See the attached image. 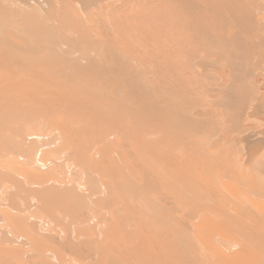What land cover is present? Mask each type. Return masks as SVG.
Here are the masks:
<instances>
[{
  "label": "bare ground",
  "instance_id": "6f19581e",
  "mask_svg": "<svg viewBox=\"0 0 264 264\" xmlns=\"http://www.w3.org/2000/svg\"><path fill=\"white\" fill-rule=\"evenodd\" d=\"M79 1L81 2L82 0ZM157 1V5L160 6L159 11L157 10L156 13H146L147 9L144 8L142 9L144 10L142 11L143 13L141 12L142 14H137H141L140 17L144 18L145 20H143L148 23L154 22V24L158 23L159 27L165 26V29L168 28L166 30H170V27L178 29V35L184 30L192 32H188L186 33L187 35L178 38V35H174L176 30H170L174 34L173 38L171 35L170 38L168 37L169 41L176 37L180 40H171V42H175H168V44L162 42L163 45L160 43L161 46H157V42L151 43V41L157 38L164 40L165 37L163 39L162 36L167 37V34L164 35L163 33L161 35L162 32L160 31L159 34V29H156L157 35H160L156 38V36H153V34H156L155 28H151L150 24H148L147 26L153 30H150L151 36L149 31V33L145 32L150 29L145 26L147 23L144 24L145 22L143 23L141 18L137 19V14L135 19H132L131 16L134 17V15L130 14L131 16L127 15V17L129 16L128 18H131L132 22L137 19L142 21L139 22L144 26H139V23L134 22V28L129 25L131 23L129 19L128 23L121 27L120 35L118 34L119 40H123V43L125 42L120 44L117 36H113L112 32L107 31L108 29L102 28L103 23H100L102 25L99 26L101 33L103 34L104 32L103 35H100L102 37L100 38L99 36V38L96 37L98 40L89 41L93 36L90 35L91 38H88V35L87 37L86 34H83L81 39L83 44H80L86 48L91 47L98 59L95 55H92V57L89 54L90 64L82 63L80 62L81 60L77 61L76 63L81 65H88L85 67L82 65V69L81 66L70 65L72 63L70 60H66L67 57L63 56V53L62 56H60L61 53H56L58 49L56 51L47 50L48 48L46 50L43 49L45 52L40 49L43 53L47 52L45 56L43 55L44 58L41 59L43 62L46 61V64L38 59L40 62H34L37 67L40 66L41 69H46L48 60L51 57L52 60L56 58L53 61L55 65H51L53 63L51 60L49 66L55 67L57 65L60 67V62H64L61 65L64 68H62L63 70L58 71L60 69L56 66V72H43L44 76L41 72V78L36 74L39 72L37 70H31V73L26 72V68L29 69V67L23 62L25 60H19L21 65H25V67L21 66L24 70H18L20 69L19 67L18 69L15 68L14 65L16 64L14 62L16 63L18 60L16 61L13 57L9 58L8 56L10 55L7 53L6 57L10 59L8 60L4 56L3 47V58L5 57L8 61L12 59L14 65L11 62V67H8L6 65L8 61L6 60V63L5 59H0L8 67L5 66L8 69L7 71H10L7 75L1 74L2 72L0 71V167L4 171L0 173V192L4 191L3 198L1 196L2 193H0L1 199H4V202L1 200L3 203L0 204L1 211L2 209L4 211L2 214L4 215V220H2L0 215V229L3 230L1 233L4 232L2 240L0 239L4 244V247H2V244L0 245V264L263 263L261 260V257L264 259L263 251L260 250L263 248L261 245L262 240H259L257 236H264V230L260 228L263 230L262 235L260 229L257 231V228H254L260 225L257 223L258 219L256 218L260 214L256 212L259 211L256 204L259 207L257 202L260 200L257 198L258 201L254 202L256 197L253 198V196L258 194L255 195L249 187L248 191L250 194L252 192L251 196L253 195L251 203L252 206L255 203L254 206L256 208L253 213H257L256 217L254 216L256 219L250 226L255 221L259 224L255 223V226L251 227V231L260 232L258 233L260 235H254V232H252L251 237L249 235L247 237L244 232L246 228L244 231L242 229L249 223L246 222L244 224L245 220H236L239 219L236 218L240 216L239 213L237 216L234 213L235 217L231 215L233 219L236 218L235 220L232 219V221L231 218H228L231 212L229 214V210L227 208L225 210L223 206L226 204L225 202H228L229 205L231 204L230 200L233 202V198H236L233 194L236 189L234 188L233 193L230 190L231 195H229L230 191H228L229 193H227V190L225 192L224 186L220 185L219 180L221 177L220 179L216 177L220 171H214V169H217L216 165H218L222 156L221 154H219V157L218 155L216 156L217 149L215 150V145H212L215 140L211 141V139H218V131L224 123L226 127L229 122H236L234 119L227 118L231 112L227 115L225 113L230 110H224L230 103H237L236 105H238V101L234 99L236 94L235 85L233 80L231 84L226 85L229 81L222 85L220 84V91L223 93L220 98L221 101L217 103L215 98L210 109L205 108L197 100L196 95L199 91L202 92V95L204 92H209L213 84L206 88V84L198 83L197 77L192 75L196 64L191 57L196 52L197 43L202 42L204 51L208 52V57L211 55L209 51H212L214 57H218L221 60L226 59L224 60L225 64H228L232 70L237 71L240 61L231 53L238 51L239 48L237 47L244 42L245 36L243 35L248 30H255L257 25L254 20L256 19L258 22L263 20V18L257 19L258 16L254 14V9L259 1ZM88 2L85 3L87 4ZM126 2L123 1L121 4ZM128 2L130 3V1ZM152 2L154 0H150V5H148H156V1ZM159 2L161 3L159 4ZM210 3H214L221 10L219 8L216 10V6L214 7L215 10H213L209 6ZM95 4L97 3L95 2ZM149 6L148 8H151ZM221 6L225 7L226 10L224 9L225 11L223 10L222 12L223 8ZM198 7L201 8V13L198 12ZM135 8L132 13L137 12ZM153 8L150 10L153 11ZM193 8H197V11H194ZM206 15L210 19L211 16L214 17L213 21L218 19L219 24L223 22L222 20H225L224 23H221V31L225 28V25L227 27L229 20L226 21V19L231 17L230 24L233 26L231 29H235V31L233 30L231 34L229 32L231 29H229V31H226L229 35H222L223 33L221 34L220 32L219 34L221 35H219L217 32L219 27L217 29L214 28L216 27V22H214V26L210 27L209 23L212 20L209 22V18ZM190 23L195 24L196 27L191 26V28L189 26V30H187V27L186 29L183 28L185 25L188 26L187 24L190 25ZM115 26L112 27L116 29L115 31L113 30L114 32L118 30L117 24ZM136 26L138 28L144 27L145 33L143 34L147 33L151 36L150 38L146 36V38H149V40L147 38V41L150 43H146V40L143 41L145 44L141 43L143 45L134 43L136 37L134 38L132 27L136 30ZM28 27L31 26L28 25ZM142 28H139L140 31ZM97 29L99 28L97 27ZM91 30L93 31V29ZM8 31L11 32L13 30L9 29ZM10 32L6 31L4 35L10 34ZM22 32L24 34V31ZM99 32V30L94 29V33L97 36ZM164 32L166 33V31ZM51 33L53 36L55 35L54 32H50L48 35L52 36ZM107 34L111 36L108 37ZM216 34L218 35V40L214 36L213 38L218 42V45L217 47L215 46V50H212L214 48H211L208 40H211L212 35ZM104 35L107 36L105 37ZM8 36L7 40L12 38L11 36L8 38ZM25 37H22L23 41L26 38L28 39V36ZM7 40L4 39L3 41ZM22 40L19 39L18 42ZM30 40L29 42H32ZM8 41L10 42L11 39ZM13 41L10 43L14 44L15 42ZM36 43L38 45L39 42ZM16 44H18L17 41ZM6 45L9 48L13 46L12 44L9 46V43ZM33 45L34 47L31 48V51L35 50L36 44L34 42ZM24 46L20 45L21 48H24ZM26 46L31 45L28 44ZM118 46L121 48L122 46L126 47L128 50L122 51L120 48L117 49ZM13 48L12 50H15ZM26 51L28 52L29 50L26 48ZM41 51L39 55H41ZM35 52L34 54L37 56L39 52ZM184 52L186 53L185 60L183 59ZM16 53H18L16 57H20L23 54L21 51ZM85 53L87 54L88 50ZM227 54L228 60L226 58ZM25 55H27L26 58L28 57V59L32 56L24 53L23 57ZM56 55L63 57L61 60L63 59L64 61H61L60 57ZM49 56L50 58H48ZM34 57H30V59L32 58L36 61L37 57ZM91 57L92 59L95 57L94 61L95 59L97 61L94 62L90 59ZM88 58H85L84 62ZM57 59L60 61H57ZM91 60L93 62H90ZM28 61L33 64L30 60ZM2 62L0 63V68L4 67ZM37 63L40 65H37ZM76 63L75 65H78ZM229 63H233L234 67ZM67 66L71 67V69L69 70ZM88 67L89 69H87ZM49 69L47 68V71ZM68 70L74 72L70 73ZM11 71L15 75L11 76ZM18 71L20 73L23 72L22 75ZM34 71L37 72L35 73ZM24 72L27 75H24ZM213 91L216 92V89ZM236 105L235 107H238ZM219 109L221 110L220 113L223 110L225 111V115L222 113L221 117L218 116L220 118L226 116L223 120H219L216 116V112L220 111ZM236 111L234 112L236 113ZM239 113L242 114V112ZM232 125L231 123L229 124L230 127H233ZM46 126H48L50 133L43 134L44 127L47 130ZM50 126L53 127L54 131L49 129ZM217 127L219 129H216ZM225 127V131L223 128V131H220L224 132V134L229 133L228 128L230 127L227 128L228 132ZM233 128H230V130ZM34 129L37 132L39 131V133H28ZM219 140L216 142L219 143ZM226 140L227 148L223 142V146L220 145L222 146L220 148H226L224 150L228 158L231 152L227 154L226 151H230L231 147L235 146V142H232V140L233 145L232 143L228 145V139ZM210 147L211 149L212 147L214 148L215 154L213 149L211 153ZM233 150L231 151L233 152ZM234 151L237 153V149ZM229 157V159L234 158H231L232 156ZM18 160H20V163ZM21 160L23 161L21 162ZM24 163H26V168ZM18 164L21 165L18 166ZM221 165L224 164L221 163ZM221 165H219L220 168L222 167ZM28 166L31 168H28ZM233 167L235 168V164ZM222 168L220 169L222 172L226 170H224V166ZM230 170L232 172L231 175L233 173L234 175L237 174L235 169L233 171L232 169ZM242 171L244 174V170ZM19 172L22 174L26 173L22 175ZM47 172L50 175L49 177L45 175ZM223 173L225 179H227V174H225L227 172ZM253 173L255 172L253 171ZM248 174L250 177L244 174V178L252 180L254 176L252 177L250 170ZM16 175L21 176V180L25 179L27 181L24 180V183H27L26 186L22 185L24 183L20 179L19 181L22 184L17 181L18 177ZM25 175L26 178L24 177ZM239 175L237 174L236 177L239 178ZM27 176L30 177L31 182L27 180ZM243 176L239 179H242ZM215 177L216 180L219 179V182L215 181ZM231 178L229 179H234V177ZM241 184H243V179ZM213 187L218 190L223 189L225 197H232L233 194V198L229 200L228 197V199L226 198L227 201L226 199L224 200L223 198L225 197L220 195L221 190L220 193L219 191L215 193L217 190L214 191L215 195H213L212 190H215ZM237 187L242 188L240 185ZM216 194L220 195V202L225 201L224 204L220 203V206H223L220 209L221 211L219 208H215L216 205L219 206V203L215 202L217 201L215 198L219 200ZM242 196H239L240 199H238L246 201ZM247 196H249V193ZM213 197L215 201H213ZM237 200L234 201L237 205H234L235 203L233 202L231 206H236L237 208L240 205V201L238 200V202ZM242 201V205L239 207H243V209H245V205H249L247 208L251 207L248 200V202L246 201L247 204L244 202V206ZM225 207H227V204ZM214 208L218 210L214 212ZM259 208H261V204ZM223 209L225 212L228 210V214ZM30 210L35 215L28 216ZM250 211L252 213V208ZM251 215L253 217V214ZM234 221H236L238 230ZM259 222L264 224L260 220ZM15 226L17 229H15ZM12 228L18 231L13 232ZM17 232L22 234L16 235ZM260 239L264 240L263 237ZM15 247L23 251H20L23 253L20 258L18 256L19 251L12 250ZM2 252L4 253L2 254ZM16 254L18 255L14 258Z\"/></svg>",
  "mask_w": 264,
  "mask_h": 264
},
{
  "label": "rangeland",
  "instance_id": "374dc122",
  "mask_svg": "<svg viewBox=\"0 0 264 264\" xmlns=\"http://www.w3.org/2000/svg\"><path fill=\"white\" fill-rule=\"evenodd\" d=\"M88 1H90V2H88ZM98 1V2H97ZM128 2V1H130V3H129V5H128V3L126 2V3H123V4H121L122 2ZM136 1V0H135ZM135 1L134 0H120V2H119V0H82L81 2L79 1V0H0V44L2 45V47H1V45H0V47H1V52H0V56H1V54H2V56H1V58L0 59H2L3 58V55L6 57V54L8 53V55H10V56H8L9 58L11 57H13L17 62L15 63L14 62V64H16V65H14L13 64V61H12V59H11V61H8V60H10L8 57H6L7 59H5V57L2 59V60H4V61H8V63H7V61H6V65H8V67L10 66V63L12 62V65H14V67L15 68H17L18 69V67L20 68V69H18V70H24L21 66H24L25 67V65H21L20 63H19V60H25V61H23L26 65H27V67H29V69L28 68H26L25 70H26V72L27 73H31L33 70H37V71H39V72H37V71H34L39 77H40V75L42 76V74H43V72L44 73H49V72H56V70H55V67L57 66H53L54 67V69H53V67L52 66H49V62L52 60V57H51V59L50 60H48V66H47V68L49 69V67H50V69H51V67H52V69L50 70L49 69V71H47V68L46 69H41V67L40 66H36V63H34V62H40L41 61V59H43L44 58V56H45V54H47V52L46 53H43V52H45L44 50H46L47 48V50H49V49H51L52 51H56L57 49L59 50H57L56 51V53L58 52L59 54H60V56H62L63 54V56H66L67 57V59H66V57H64L66 60H70V62L72 63V64H70V65H74V66H81V68L83 69V67H82V65L80 64V63H76L77 61L79 62V60H81L80 62H82V63H89V58L88 57H90L89 56V54L92 56V55H95L96 57H97V55L92 51V49H91V47H83V45H80V44H83V43H81V39H82V36H83V34L85 35L86 34V36L88 37V38H91V36H93V38L91 39V40H89V41H93V40H95L96 39V37L97 38H99V36L100 35H103L104 34V32H103V34L101 33V28L99 27V26H102V25H100V23H103V27L102 28H105V29H108L107 31H109L113 36H117V38H118V40L120 39L119 38V33L122 31V29H121V27H124V24H127L128 23V21H129V19H130V21L129 22H131V23H129V25H131V26H133L134 28H135V24H134V22H137V23H139L140 25L139 26H141V25H143L142 23H140V22H142L143 21V23L144 24H146L145 26L148 28L149 26H151V28H155L154 30H155V32H156V34H153V36H156V38L158 37V36H160L159 34H160V31L162 32L161 33V35L164 33V35L165 34H167V37L166 36H162L163 37V39H164V37H165V39L167 40H160V39H154V38H152V39H154V41H151V43L153 42V43H155V42H157V46H159L160 45V43L162 44V42H165V43H167L168 44V42H170V43H172V42H175L176 40L178 41V40H180V39H177V37L175 38V39H170V41H169V38H170V35H171V37L173 36V34L175 35V36H177L179 33L177 32V30L174 28H171L170 27V30H176V31H174V33H173V31H170V30H166V29H168V28H164L165 26H161V27H159V24L158 23H155L156 24V26H154L155 24H154V22H147V21H144L145 19L144 18H142V17H140V15L143 13L142 11H144V10H142V9H147L145 12L146 13H156L157 12V10L159 11V6L157 5L158 4V1L157 0H154V2L156 1V5L154 4V5H151V6H149L150 5V0L148 1V0H137L136 1V3L138 4H136L135 3ZM140 1V2H139ZM193 2L195 1L196 2V0H192ZM202 1H204V0H202ZM257 1H259L258 2V5L256 6V8L254 9V14H256L257 16H258V18L257 19H259V18H263V20H261V21H257L255 18V24L257 25L256 27H255V30L253 31V30H248L247 32H246V34L245 35H243V36H245V38H244V42H242L237 48H239L238 49V51L236 52V53H231L234 57H237V59H239V61H240V65L238 66V70L237 71H234V70H232L229 66H228V64L226 65L225 64V62H224V60H226V59H224V60H221L220 58L218 59V57H214L212 54H213V52L212 51H209L210 52V56L208 57L207 56V54H208V52H205L204 51V49H203V46H202V42H198L197 43V45H196V52L194 53V54H192V60H193V62L196 64V67L193 69L194 70V73L192 74V75H195L196 77H197V81H198V83H200V84H206L207 85V87L206 88H208L211 84H213V86L210 88V91L209 92H204V94L202 95V92H200L199 91V93L196 95V97H197V100L200 102V104L201 105H203L205 108H208V109H210V107L212 106V104H213V101H214V99L216 98V100H215V102H220L221 101V97H222V92L220 91L221 89V87L219 86L220 84L222 85V84H224V83H226V81H229L228 83H226V85L227 84H231L232 83V80H233V83H234V85H235V89H236V94H235V97H234V99L235 100H237L238 101V105H236V104H233V103H230V104H228L226 107L227 108H225L224 110H226L227 109V111H229V112H227V113H225L226 115L227 114H229L230 112L232 113H230L229 114V117H227V118H231V119H234V120H236V122L234 121V122H229L228 123V126H226L225 127V123H224V121H223V125L222 126H220V128L222 127L223 128V130H224V127H225V129H226V131L228 132V130H227V128L228 127H230L229 126V124L231 123V124H233L232 126L234 127H230V128H233V129H231L230 130V128H228L229 129V133H226V134H224V132L222 133L221 131H223L222 130V128L221 129H219V127H217L216 129H219V131L221 132V134L223 135V140L221 139V137H222V135L221 134H219L220 132L218 131V139L217 138H212L211 139V141L212 140H215V143H212V145L214 146L215 145V150L217 149V154H216V156L218 155V157H219V154H221V156H222V159L220 160V162H218V165H216L217 167V169H214V171L216 172H221V174H220V172L216 175V177H218L219 179H220V177H221V179L219 180L220 181V185L221 186H224L223 188H224V190H225V192H226V190H227V193H229L228 191H230V190H232V193L234 192V190H235V192L233 193L234 195H235V197L236 198H233V194H232V197H230V196H228L229 197V200H230V198H233V202L235 201V200H237L238 198H239V196H242L244 193L246 194H244V196H242L244 199H246V201L248 200L249 202H250V205H251V207L250 208H247L249 205H245L244 204V202L247 204V202L246 201H244L243 199V206L245 207V209H243V207H239V206H241L242 205V203H241V201L239 202L238 200V202H239V206L236 208V206H231L232 204H233V202H232V200H228L229 202H231V204L229 205L228 204V202H225L224 200L227 198L228 199V197H225L224 196V192H223V189L221 190V189H216L215 187V185H213V186H215V187H213V189L215 188V190H212V193L214 192V191H216L217 190V192H215V193H218V191H219V193L222 191L223 192V195H222V192L220 193V195L221 196H223V197H225V198H223L222 200H223V202L221 201L220 202V200H221V198H220V195H218V194H216V196L217 197H219V200H218V198H215L217 201H215V199H214V197H213V201H215L216 203L218 202L219 204V206H217L216 205V207H215V204H214V207L215 208H219V210L220 209H222V207L224 206V208H225V210H226V208L229 210V214H230V212H231V214L229 215V217L228 218H231V220L233 219V217H235L233 214L234 213H236L235 215L237 216L238 215V213H239V217L237 216L236 218H239V219H236V220H240V221H244L245 220V222H244V224H246V222H248L249 223V225L247 226V225H245L246 227H244L243 229H242V231H244L245 230V228H246V230L244 231L245 232V234H247V237H249L250 235H251V233L252 232H254V231H251L252 229H251V227L254 225L255 226V223H256V221H255V223L252 225V226H250L253 222H254V220L257 218L258 220V222L257 223H259V224H257V225H259L258 227L256 226V227H254L257 231L260 229V228H263V230H264V224H261L260 222H259V220L261 221V222H263L264 223V217H262L261 218V216H264V213H262L263 211H264V6H263V2H264V0L263 1H260V0H257ZM85 2H88L87 4L85 3ZM92 2V3H91ZM95 2L97 3V4H95ZM110 2V3H109ZM145 2V3H144ZM146 2H148V3H146ZM154 2H152V3H154ZM198 2H200V1H198ZM212 2V1H211ZM90 3V4H89ZM94 3V4H93ZM161 2H159V4H160ZM260 3H261V5H260ZM44 4V5H43ZM141 4V5H140ZM143 4V5H142ZM149 4V5H148ZM177 4H179V2H177ZM54 7H53V6ZM88 5V6H87ZM89 5H91L90 7H89ZM96 5V6H95ZM132 5V6H131ZM146 5V6H145ZM173 5H174V3H173ZM214 3L213 4H209V6H210V8H212L213 10H215V8H217L216 10H218V8H219V10H221L220 9V7H217L216 5H214ZM95 6V7H94ZM137 6H139V7H137ZM142 6H144V7H142ZM148 6L149 7H151V8H153V6H154V10H155V6H156V10L154 11H151L150 9L151 8H148ZM158 6V7H157ZM175 6V5H174ZM177 6V5H176ZM200 6V5H199ZM208 6V7H209ZM216 6V7H215ZM136 7V8H135ZM215 7V8H214ZM223 9H222V12H223V10L225 9L226 10V8L225 7H223V6H221ZM259 7L261 8L260 10H259ZM131 8H133V9H131ZM134 8H135V10L137 11V12H135V13H132V10H134ZM128 9H129V11H128ZM131 9V10H130ZM138 9H140V10H138ZM177 10H178V8H176ZM196 9V10H195ZM200 7H198V12H200L201 13V11H200ZM125 10H127L126 12H125ZM193 10L194 11H197V8H193ZM202 10H203V8H202ZM224 10V11H225ZM121 11H123V12H121ZM139 11V12H138ZM228 11H229V9H228ZM120 12V13H119ZM142 12V13H141ZM204 12V11H203ZM209 12V11H208ZM44 13V14H43ZM109 13H110V15H109ZM119 13V14H118ZM125 13V15H123ZM137 13H141L140 15H138ZM230 13H231V11H230ZM111 14H113V15H111ZM116 14H117V16H116ZM130 14H133L134 15V17H132ZM136 14L139 16H137L136 18L138 19H140L141 18V20L142 21H138L137 19L134 21V22H132L131 21V18L132 19H135V16H136ZM205 14V13H204ZM52 15V16H51ZM127 15H130L131 16V18H128L127 17ZM34 16V17H33ZM111 16V17H110ZM124 16V17H123ZM126 16V17H125ZM207 16V15H206ZM261 16V17H260ZM32 17V18H31ZM116 17V18H115ZM119 17L121 18L120 20H119ZM208 18H209V16H207ZM65 18V19H64ZM125 18H127V19H125ZM231 18V17H230ZM230 18L228 19H226V21H228V24H227V27H226V25L223 27L222 26V28H224L222 31H221V23H224V21L225 20H222L223 22H221L220 24H219V20L217 19H215V21H213L214 20V17H212L211 16V19L209 18L208 19V21L210 22L211 20V22L209 23V26L210 27H212V26H214L215 25V23L214 22H216V27H214L215 29H217L218 27H219V29H217V32H218V34H219V32L222 34V35H229V34H227L228 32H226L227 30L229 31V29H231L233 26L230 24ZM64 19V20H63ZM144 19V20H143ZM232 19V18H231ZM31 20V21H30ZM66 20V21H65ZM119 22H118V21ZM127 21V22H126ZM217 21H218V23H217ZM31 22V23H30ZM114 22V23H113ZM126 22V23H125ZM46 23V24H45ZM117 24V31L116 32H114L116 29H114V28H112L113 26L114 27H116L115 25ZM120 23H121V25H120ZM132 23H133V25H132ZM136 23V25H138ZM203 24H205L204 22H202ZM226 23V22H225ZM105 24V25H104ZM148 24H150L149 26H147ZM158 24V25H157ZM214 24V25H213ZM233 24V23H232ZM28 25L29 26H31V27H28ZM153 25V26H152ZM188 26H186L185 25V27H183V28H185L186 29V27H187V30H189L190 29V27L192 26V27H196V25L195 24H191L190 23V25L189 24H187ZM195 25V26H194ZM228 25H229V27H228ZM27 26V27H26ZM144 26V25H143ZM190 26V27H189ZM97 27L99 28V29H97ZM107 27V28H106ZM110 27V28H109ZM130 27V26H129ZM132 27V29H133V32H134V38H135V40H134V43L135 44H137V45H143V44H141V43H144L145 44V42H143L144 40H146L147 41V38H146V36H149V38L152 36V34H151V32H150V30H152L150 27V29L149 30H147V31H145V32H148L149 34H151V36L149 35V34H143V33H145L144 32V27L142 28V27H139L140 29L142 28V30L141 31H143V32H141L140 31V29L137 27V29L135 30L134 28ZM169 27V26H168ZM189 27V28H188ZM191 27V28H192ZM24 30H23V29ZM29 28H31L30 30H29ZM131 28V27H130ZM227 28V29H226ZM9 29H12L13 31H8ZM26 29V30H25ZM27 29H28V31H27ZM47 29V30H46ZM91 29H93V31L91 30ZM94 29H96V30H99L100 32H99V35L97 36V34H95L94 33ZM110 29V30H109ZM156 29L158 30L159 29V34L157 35V31H156ZM160 29H162V30H160ZM226 29V30H225ZM2 30V31H1ZM14 30H16V31H14ZM114 30V31H113ZM225 30V31H224ZM234 31H235V29H233ZM233 30L231 29L229 32L231 33V32H233ZM6 31L7 32H10V34H5L4 35V32L6 33ZM22 31H24V34H23V32ZM153 31V30H152ZM164 31H166V33L164 32ZM168 31H170L169 33H168ZM25 32H26V34H25ZM50 32H54V36H53V34H52V36H49L48 34L50 33ZM96 32V31H95ZM180 32V31H179ZM182 32H183V34H182ZM188 32H192V31H181V34L180 35H178V38H180V36H181V38H182V36L183 35H187L186 33H188ZM13 33H15V34H13ZM75 33V34H74ZM101 33V34H100ZM106 33H108V32H106ZM117 33V34H116ZM22 35V37H25V35H26V37L28 36V39L26 38V40H22L23 38L22 37H20L21 35ZM28 34V35H27ZM94 34V35H93ZM119 34V35H118ZM137 34H138V36H137ZM169 34V35H168ZM221 34H219V35H221ZM232 34V33H231ZM1 35H2V37L4 38V39H6L7 40V36L9 35V36H11L12 38H9V36H8V38L9 39H11V41L10 42H12L13 40V42H15L14 44L13 43H10L8 40V42L7 41H3L4 39L1 37ZM15 36V38H14V36ZM91 35V36H90ZM108 35V34H107ZM107 35H104L105 37L107 36ZM217 35V34H216ZM216 35H212V37H211V40H208V43H210L211 44V48H214V49H212V50H215L216 49V47H217V43L218 42H216L215 41V39L213 38V36L218 40V35H217V37H216ZM30 36H32V37H30ZM36 36V37H35ZM103 36V37H104ZM109 36H111V35H108V37ZM249 36V37H248ZM20 37V38H19ZM30 37V38H29ZM102 36H100V38H101ZM145 37V38H144ZM169 37V38H168ZM24 38V39H25ZM133 38V39H134ZM149 38H148V40H149ZM173 38V37H172ZM2 39V40H1ZM19 39H21L22 41H20V42H18V40ZM30 39H32V40H30ZM40 39V40H39ZM151 39V40H152ZM29 40L30 41H32V42H29ZM35 40V41H34ZM37 40V41H36ZM43 40V41H42ZM96 40H98V39H96ZM136 40H137V42H136ZM161 42H160V41ZM171 40H175V41H172L171 42ZM3 41V42H2ZM16 41H17V43L19 44V46L17 47V45L18 44H16ZM122 41V42H121ZM119 40V43L120 44H124L123 43V40ZM126 41V40H125ZM7 42V43H6ZM23 42H24V44H23ZM28 42V43H27ZM33 42H34V44H36L35 45V50L34 51H36L35 53H37V52H39V53H37V56L34 54V51L32 50L31 51V48L32 47H34V45H33ZM36 42H39L38 43V45H37V43ZM79 42V43H78ZM118 42V41H117ZM3 43V44H2ZM5 43V44H4ZM9 43V46H11L10 44H12L13 46H14V48H13V46L11 47V48H9L8 47V45H6V44H8ZM26 43V44H25ZM40 43H42V44H40ZM146 43H150L149 41H147ZM169 43V44H170ZM31 45V46H26V45ZM20 45L22 46V45H25L24 46V48L22 47H20ZM152 45V44H151ZM163 45V44H162ZM164 45H166V44H164ZM40 46V47H39ZM46 46H48V47H46ZM82 46V48H80ZM156 46V45H155ZM161 46V45H160ZM216 46V47H215ZM3 47H4V49H3ZM28 47H30V48H28ZM39 47V48H38ZM43 47V48H42ZM51 47H53V48H51ZM8 48H9V51H8ZM12 48L13 49H15V50H12ZM20 48V49H19ZM26 48H27V50H29L28 52L26 51ZM118 48H120L122 51L123 50H128V48H126V47H123L122 46V48L121 47H117V49ZM5 51L4 52V54H3V50ZM40 50L42 53H41V55H39L40 54V51H38V50ZM44 49V50H43ZM242 49V50H241ZM260 51H259V50ZM10 50H12V52H10ZM18 50V51H17ZM88 50V53L86 54L85 53V51H87ZM232 50V49H231ZM230 50V51H231ZM20 52L21 51V53H23L22 55H20V57L18 56V57H16V55H18V53H16V52ZM92 51V52H91ZM14 52H15V54H14ZM235 52V51H234ZM10 53H12V54H14L13 56L10 54ZM20 53V54H21ZM24 53L26 54H29L28 56H30V55H32V56H30V57H33V56H35V57H37L36 58V61L35 60H33L32 58V60L30 59V57H29V59H28V57L26 58V56L27 55H25L24 57H23V55H24ZM32 53V54H31ZM49 53V52H48ZM63 53V54H62ZM238 53V54H237ZM34 54V55H33ZM242 54V55H241ZM39 55V56H38ZM44 55V56H43ZM49 55V54H48ZM85 55H88V56H85ZM129 55V54H128ZM185 55H186V53L184 52L183 53V59L185 60ZM231 55V56H232ZM237 55V56H236ZM57 56V55H56ZM55 56V57H56ZM60 56H57V57H60ZM233 56H232V58H233ZM34 57V58H35ZM47 57V56H46ZM93 57V56H92ZM92 57L90 58V59H92ZM226 57V56H225ZM241 57V58H240ZM19 58V59H18ZM48 58H50V56L48 57ZM61 58H63V57H60V60H61ZM71 58V59H70ZM85 58H88L87 59V61H85L84 62V59ZM95 58V57H94ZM94 58L92 59L93 61H94ZM227 60H228V54H227ZM261 58V59H260ZM13 59V60H14ZM38 59H40V61L38 60ZM54 59H56V58H54ZM54 59L52 60V62L54 61ZM83 59V60H82ZM97 59H98V57H97ZM97 59H95V61H97ZM124 59H127V58H124ZM21 60V61H22ZM28 60H30L33 64H30V62L28 61ZM38 60V61H37ZM45 60H47V59H45ZM44 60V61H45ZM59 59H57V61H60ZM86 60V59H85ZM90 61V62H93V61ZM241 60H243V61H241ZM3 61V62H4ZM61 61H64L63 59L61 60ZM94 61V62H95ZM2 61L0 60V63H1ZM2 62V63H3ZM41 62H43V60L41 61ZM46 62V61H45ZM45 62H43V63H45ZM62 62H60V67L59 66H57V67H59V69L60 70H58V68H56L58 71H61V70H63L64 68L63 67H61V65H63V63L61 64ZM66 63H67V61H66ZM66 63H65V66H66ZM74 63V64H73ZM75 63L76 64H78V65H75ZM39 63H37V65H38ZM46 64V63H45ZM54 64V62L53 63H51V65H53ZM56 64H58V63H56ZM68 65H69V63H67ZM90 64V63H89ZM92 64V63H91ZM230 65H232L233 67H234V65H233V63H229ZM2 65V64H1ZM4 63H3V66L5 67L6 66ZM40 65V64H39ZM41 65L44 67V65L41 63ZM55 65V64H54ZM69 65V66H70ZM46 66V65H45ZM64 66V67H65ZM84 67L85 66H88V65H83ZM1 67V66H0ZM0 68V71L2 72L1 74H8L10 71H7L8 69V67L6 68ZM11 67V66H10ZM13 67V68H14ZM68 67V66H67ZM13 68H11V69H13ZM14 68V69H15ZM36 68V69H35ZM63 68V69H62ZM66 68V67H65ZM69 68V70L71 69V67H68ZM75 68V67H74ZM80 68V67H79ZM10 69V70H11ZM13 69V70H14ZM72 69H73V67H72ZM76 69L78 70V68L76 67ZM75 69V70H76ZM87 69H89V67L87 68ZM86 68H85V70H87ZM5 71V72H3V71ZM16 70V69H15ZM30 72H29V71ZM32 70V71H31ZM68 70V71H69ZM74 70V69H73ZM19 72V71H18ZM41 72H42V74H41ZM65 72H67V71H65ZM70 72V71H69ZM72 72H74V71H72L71 70V72L70 73H72ZM20 73V72H19ZM23 73V72H22ZM22 73H20V75H22ZM34 73V74H35ZM69 73V74H70ZM12 75H15V73L14 74H12V71H11V76ZM24 75H27V74H25V72H24ZM43 76H44V74H43ZM24 77H27V76H24ZM41 78V77H40ZM214 89H216V92H214L213 90ZM218 89H219V92H218ZM240 102V103H239ZM243 102H244V104H243ZM241 106H240V105ZM232 105V106H231ZM235 105L236 106H238V107H235ZM219 106H220V104H219ZM230 106V107H229ZM240 106V107H239ZM199 107H202V106H199ZM233 108V109H232ZM234 108H236V109H238L237 111H236V109H234ZM232 109V110H231ZM243 109V110H242ZM220 110V109H219ZM218 110V111H219ZM222 111V113L224 114V112L225 111ZM197 111H198V107H197ZM233 111V112H232ZM234 111H236V113L234 112ZM221 112V110L219 111V112H216V116L218 117V116H222L223 114L222 113H220ZM239 112H242V114H240ZM218 113H220V114H218ZM235 113V114H234ZM238 113V114H237ZM224 114V115H225ZM234 114V116H232ZM220 117H218V119L220 120V119H222L223 120V118H225L226 116H223L222 118H220ZM238 117V118H237ZM240 117V118H239ZM221 120V121H222ZM225 120V119H224ZM228 120V119H227ZM226 120V121H227ZM218 121V120H217ZM221 121H220V123H221ZM225 121V122H226ZM229 121H233V120H229ZM237 123V124H236ZM239 123H241V124H239ZM227 124V123H226ZM238 125V126H237ZM36 127V126H35ZM43 127V126H42ZM47 128V130H45V127H44V129H43V134H45V133H50V131L48 130V126H46ZM236 127V128H235ZM38 128V127H37ZM37 128H35L36 130H37ZM34 129V130H35ZM49 129H52V131H54V129H53V127H51L50 126V128ZM34 130H31V131H27L28 133H35V134H37V133H39V131L37 132L36 130V132L34 131ZM39 130V129H38ZM42 130V129H41ZM45 131V132H44ZM217 131V130H216ZM225 131V130H224ZM216 136H217V134H216ZM225 136V137H224ZM230 136V137H229ZM213 137V136H212ZM244 137V138H243ZM233 138V139H232ZM251 138V139H250ZM217 139V140H216ZM220 139V140H219ZM225 139V140H224ZM226 139H228V145H231V143L232 142H235L234 143V147L237 149V153L234 151V150H236L233 146L231 147V149H230V151L228 150L229 149V147H228V151H226L227 152V154L228 153H230L229 154V156H232L231 158H233V159H229L230 157L228 156V158L226 157V154H225V150H226V148H227V140ZM218 140H219V143H217L218 142ZM233 140V141H232ZM217 141V142H216ZM232 141V142H231ZM222 142H223V144L225 145V147L222 149V148H220V147H222L223 146V144H222ZM230 142V143H229ZM226 143V144H225ZM218 144V145H217ZM220 145H222V146H220ZM232 145H233V143H232ZM216 146H218L217 148H216ZM246 146V147H245ZM214 148L212 147V149L214 150ZM218 148H220V149H218ZM210 149H211V147H210ZM210 150L211 151V153H212V151L213 150ZM225 149V150H224ZM234 149V150H233ZM214 150V151H215ZM220 150V151H219ZM222 150V151H221ZM231 150H233V152L231 151ZM221 152V153H219V152ZM214 154L216 153V151L215 152H213ZM223 153V154H222ZM236 154H237V156H236ZM236 157V158H235ZM238 157V158H237ZM227 158V159H226ZM229 159V160H228ZM242 159V160H241ZM4 160V159H3ZM231 160H233V161H231ZM253 160V161H252ZM19 161V163H20V160H18ZM23 160H21V162H22ZM229 161V162H228ZM236 163H235V162ZM242 161H243V163H242ZM224 162V163H223ZM247 162V163H246ZM221 163L222 164H224V165H221ZM249 163H251L250 165H249ZM11 164V163H10ZM23 164V163H22ZM25 164L26 163H24V167L26 168V166H25ZM235 164V168L233 167V165ZM243 166H242V165ZM21 164H18V166H20ZM219 165H221L222 167L224 166V170L226 169V170H228V171H223V172H227V173H225V174H227V179H225V175H223L224 173L222 172V170H220V169H223L222 167L220 168V166ZM245 165V166H244ZM31 166V165H30ZM30 166H28V168L30 167ZM218 166H219V169H218ZM229 166H230V168H229ZM247 166V167H246ZM22 167V166H21ZM31 167H33V166H31ZM30 167V168H31ZM242 167V169L240 170V168ZM235 169V172L239 175V172H241L240 173V177L239 178H241L244 174H245V176H247V177H250L249 176V174H248V171L250 170L251 172H252V180L254 179V181H252L250 178H247V179H245L244 178V176H243V184H241L242 183V179H239L238 177H236V175H234V173L231 175V170L230 169H232V171ZM239 168V169H238ZM244 168V169H243ZM245 168H249V169H245ZM257 170H255V169ZM0 169L2 170H0V173L1 172H4L3 171V169L0 167ZM253 169V170H252ZM20 170V169H19ZM238 170H240L239 172H237ZM242 170H244V174L242 173L243 171ZM21 171V170H20ZM213 171V173H215ZM253 171L255 172V173H253ZM259 171V172H258ZM17 172H18V170H17ZM26 173V172H25ZM25 173H20L19 172V174H22V175H24ZM263 173V174H262ZM16 174H18V173H16ZM18 174V175H19ZM45 174V173H44ZM247 174V175H246ZM255 174V175H254ZM18 175H16L17 177H18V180L17 181H19V179H20V181H22V183H24V180H21V176H18ZM27 175V174H26ZM26 175L24 176L25 178H26ZM46 176H50L49 175V173L47 172V174H45ZM231 175V176H230ZM45 176V177H46ZM213 176H214V174H213ZM230 176V177H229ZM23 177V176H22ZM23 177V178H24ZM216 177H215V181L216 182H219L218 180H216ZM224 177V178H223ZM233 178L234 177V179L233 180H230L229 178ZM22 178V179H23ZM30 177H28L27 176V180H30L29 179ZM231 178V179H232ZM238 178V179H237ZM4 179V178H3ZM17 179V178H16ZM46 179V178H45ZM47 179H49V178H47ZM223 179H224V181H223ZM222 180V181H221ZM241 180V182H239V181ZM19 181V183L20 184H22L21 182ZM26 181V180H25ZM37 181V180H36ZM214 181V182H215ZM228 181V182H227ZM257 181V182H256ZM261 181V182H260ZM4 182V181H3ZM27 182V181H26ZM29 182H31V180L29 181ZM213 182V183H214ZM232 182V183H231ZM233 183H235V185H233ZM236 183H237V185H236ZM239 183V184H238ZM258 183V184H257ZM27 184V183H26ZM26 184L24 183V184H22V185H25L26 186ZM214 184H216V183H214ZM257 184V185H256ZM260 184V185H259ZM217 185V184H216ZM238 185H240V187H242L241 189L240 188H238L237 186ZM217 186H219V185H217ZM245 187V188H244ZM251 188V191L252 192H254V194L255 195H257V196H253V198H255L254 199V202H256V201H258L257 200V198L261 201H259V202H257L258 204H259V207H260V204H261V208H259L258 207V205L256 204V207H257V209H259V211H256V212H258V213H260L259 214V216H255V215H257V213H253V211H255L256 210V208H255V203L253 204V206H252V203H251V201L253 200V198H252V196H251V194H252V192H251V194H250V192L248 191L250 188ZM258 187V188H257ZM219 188V187H218ZM221 188V187H220ZM235 188V189H234ZM221 190V191H220ZM245 191V192H244ZM244 192V193H243ZM256 192V193H255ZM258 192V193H257ZM0 193H4V191L3 192H0ZM226 193V194H227ZM238 193V194H237ZM243 193V194H242ZM248 193H249V196H247L248 195ZM1 194V196H2V198L4 197V194L2 195ZM240 194H242V195H240ZM213 195H215L214 193H213ZM229 195H231V191H230V193H229ZM215 196V197H216ZM241 197V198H242ZM227 199H226V201H227ZM3 201L4 199H1V197H0V201ZM0 202V204L1 203H3V202ZM214 202V203H215ZM224 202L227 204V207H225L226 206V204H224ZM220 203H223L224 205L223 206H220ZM235 203V202H234ZM222 205V204H221ZM229 205V206H228ZM234 205H237L236 203L234 204ZM221 207V208H220ZM254 207V208H253ZM214 208V209H215ZM230 208V209H229ZM234 208V209H233ZM252 208V213H251V211H250V209ZM237 209H239V210H237ZM262 209V210H261ZM218 209H215V210H213L214 212H216ZM225 210L223 209V211L225 212ZM228 210L225 212L226 214H228L227 212H228ZM221 211V210H220ZM2 212V213H1ZM3 209H2V211H1V209H0V215L2 216V220H4V215H2L3 214ZM250 212V213H249ZM250 214V215H249ZM251 214H253V217H252V215ZM30 215H35L34 214V212L32 211V210H30L29 211V214H28V216H30ZM231 215H233V217H231ZM261 215V216H260ZM248 216H249V218H248ZM256 218H255V217ZM242 217V218H241ZM235 219H233V220H235ZM263 219V220H262ZM232 220V221H233ZM236 221H234V224L236 225V223H235ZM11 226V225H10ZM252 227V228H253ZM11 228V227H10ZM250 230H249V229ZM15 229H17L16 228V226H15ZM236 229H237V225H236ZM8 230H10V229H8ZM12 231L14 230L13 228L11 229ZM238 230V229H237ZM254 230V229H253ZM255 230V231H256ZM262 229H260V231H261V233H262V235H263V231ZM1 231H3V230H1L0 229V233H1ZM16 231H18V230H14L13 232H16ZM263 231V232H262ZM9 232V231H8ZM4 232H2L1 234H0V239L2 240V235H4L3 234ZM10 233H12L11 231H10ZM19 233H21V232H19ZM18 232L16 233V235H20ZM257 233V232H256ZM255 232L253 233L254 235H260V234H258V233H260V232H258L257 234H256ZM15 234V233H14ZM22 234V233H21ZM24 235V234H23ZM249 235V236H248ZM251 237V236H250ZM258 238H259V240H262L261 242H262V249H260V250H262L263 251V254L261 253V251H259L262 255H263V257H264V240L263 239H260V238H264V236H257ZM246 238V237H245ZM247 239V238H246ZM0 240V245L2 244V247H4L3 245V241H1ZM62 241V240H61ZM17 250H16V249ZM15 248H12V250L14 249L15 251H19L18 252V254H16L15 256H14V258H16V256L18 255L19 256V258H20V255H23V253H21V252H23L22 250H20L18 247H15ZM0 251H1V247H0ZM3 251H4V249H3ZM21 251V252H20ZM4 252H2V254H3ZM261 255V256H262ZM261 260H262V262L263 263H261V264H264V259H262V257H261Z\"/></svg>",
  "mask_w": 264,
  "mask_h": 264
}]
</instances>
